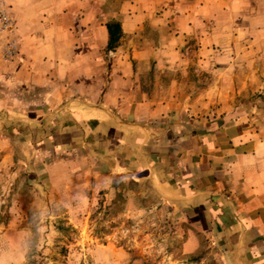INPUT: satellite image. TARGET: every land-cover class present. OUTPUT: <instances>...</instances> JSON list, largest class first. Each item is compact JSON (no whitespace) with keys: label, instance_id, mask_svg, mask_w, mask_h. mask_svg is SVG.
Segmentation results:
<instances>
[{"label":"crops","instance_id":"obj_1","mask_svg":"<svg viewBox=\"0 0 264 264\" xmlns=\"http://www.w3.org/2000/svg\"><path fill=\"white\" fill-rule=\"evenodd\" d=\"M33 2L7 0L26 15L10 14V5L3 13L29 23L35 18L28 14ZM174 15H187L188 32L200 34L199 47L190 52L195 64L216 70L203 91L183 92L179 79L162 83L156 78L151 87L146 85L142 74L152 61L164 68L182 66L184 55L177 46L135 47L128 60L118 50L103 78L100 65L69 61L65 66L58 15L47 16L51 26L39 29L42 33L27 23L18 29L22 48L42 54L26 63L16 58L22 53L18 48L7 58L11 47L5 36L14 27L4 30L0 24V132L16 120L14 139L23 135L29 148L38 146L49 157L62 158L52 160L48 169L60 163L66 177L94 179L100 185L134 183L155 195L193 230L184 243L186 252L198 248L197 233L225 264H264V112L252 117L226 108L235 96L260 85L258 78L233 76L229 70L253 67L251 57L264 47L243 44V24L233 29L225 22L245 15L263 19L264 0H175ZM105 34L107 46L108 30ZM12 43L17 47V41ZM242 52L250 54L247 60ZM5 84L44 95L25 105L20 97H6ZM24 122L29 128L22 127Z\"/></svg>","mask_w":264,"mask_h":264},{"label":"rangeland","instance_id":"obj_2","mask_svg":"<svg viewBox=\"0 0 264 264\" xmlns=\"http://www.w3.org/2000/svg\"><path fill=\"white\" fill-rule=\"evenodd\" d=\"M6 1L0 0V15L9 5L10 14L26 15L16 12V3ZM32 1L28 14L35 18L29 23L11 20L14 31L5 36V42L10 40L9 47L17 41L16 52L17 48L18 54L22 52L16 57L19 62L26 63L32 56L42 54L22 48L18 29L27 23L42 33L39 29L51 26L47 16L58 15L57 22L64 27L65 66L69 61L85 67L100 65L105 78L118 50L121 58L128 60L132 48L173 45L183 52L182 66L168 64L164 68L152 61L142 74L148 87L156 78L162 83L179 79L183 92L196 93L208 88L216 76L215 69L211 73L195 64L190 52L194 46L199 47L200 34L188 32L187 15H174L175 0ZM258 16L245 15L239 20L233 16L225 22L233 29H240L243 24L241 42L247 46L249 42L257 43L263 48L264 15L263 19ZM110 23H119L125 31L117 49L111 50L107 49L105 38ZM201 30L199 27L197 32ZM241 56L247 60L250 54L242 52ZM251 58L253 67L236 66L229 71L233 76L245 73L250 79L258 78L260 85L235 96L226 108L255 117L264 112V52L254 53ZM5 95L20 97V102L28 105L29 101L38 102L44 93L5 84ZM15 124L16 120L10 121L7 130L0 132V264H225L219 251L197 233L198 248L186 252L184 243L193 230L139 185L123 181L100 185L86 177L79 181L80 178L64 176L60 163L48 169L52 160L62 159L60 155L49 157L41 147L29 148L23 135L14 139ZM26 124L22 127L29 128ZM40 132L43 137L44 132Z\"/></svg>","mask_w":264,"mask_h":264},{"label":"trees","instance_id":"obj_3","mask_svg":"<svg viewBox=\"0 0 264 264\" xmlns=\"http://www.w3.org/2000/svg\"><path fill=\"white\" fill-rule=\"evenodd\" d=\"M108 30V44L107 49L111 50L116 47L121 37L122 29L119 23H110L107 25Z\"/></svg>","mask_w":264,"mask_h":264},{"label":"built area","instance_id":"obj_4","mask_svg":"<svg viewBox=\"0 0 264 264\" xmlns=\"http://www.w3.org/2000/svg\"><path fill=\"white\" fill-rule=\"evenodd\" d=\"M1 15L2 16L0 17V21H1V24H2V28L4 30L11 29V19L9 18V16L6 15L5 13H2ZM14 54H15V48L11 47L7 51L6 56H7V58H11Z\"/></svg>","mask_w":264,"mask_h":264}]
</instances>
